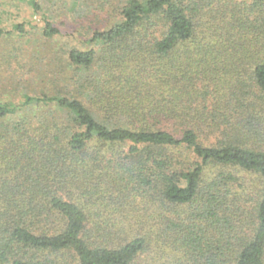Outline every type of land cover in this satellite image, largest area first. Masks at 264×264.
Returning <instances> with one entry per match:
<instances>
[{"label":"trees","instance_id":"trees-1","mask_svg":"<svg viewBox=\"0 0 264 264\" xmlns=\"http://www.w3.org/2000/svg\"><path fill=\"white\" fill-rule=\"evenodd\" d=\"M114 7L64 93L0 100V264H264V0ZM47 10L0 39L72 35Z\"/></svg>","mask_w":264,"mask_h":264},{"label":"rangeland","instance_id":"rangeland-1","mask_svg":"<svg viewBox=\"0 0 264 264\" xmlns=\"http://www.w3.org/2000/svg\"><path fill=\"white\" fill-rule=\"evenodd\" d=\"M117 0H79L73 8L71 0H43V5L58 25L66 26L72 35L53 40H40L38 35L23 38L0 39V54L8 53L7 62L0 64V100L20 102L23 94L42 92L64 93V76L68 73L67 52L74 47L82 48L83 40L92 30L113 21ZM79 6V7H78ZM20 21H27L33 32L41 29V15L23 7ZM106 25V24H105Z\"/></svg>","mask_w":264,"mask_h":264}]
</instances>
